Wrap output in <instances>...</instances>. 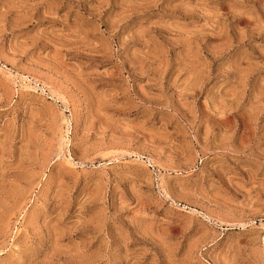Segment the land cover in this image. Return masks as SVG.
I'll use <instances>...</instances> for the list:
<instances>
[{
    "label": "rangeland",
    "instance_id": "1",
    "mask_svg": "<svg viewBox=\"0 0 264 264\" xmlns=\"http://www.w3.org/2000/svg\"><path fill=\"white\" fill-rule=\"evenodd\" d=\"M0 264H264V0H0Z\"/></svg>",
    "mask_w": 264,
    "mask_h": 264
}]
</instances>
